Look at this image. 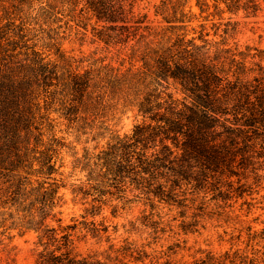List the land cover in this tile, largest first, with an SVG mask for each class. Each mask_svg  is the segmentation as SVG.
Listing matches in <instances>:
<instances>
[{"label":"trees","instance_id":"16d2710c","mask_svg":"<svg viewBox=\"0 0 264 264\" xmlns=\"http://www.w3.org/2000/svg\"><path fill=\"white\" fill-rule=\"evenodd\" d=\"M188 1L0 0V180L10 183L6 196L11 203L33 184L34 175L45 177L35 179L40 204L23 208L31 218L21 224L37 231V244L44 245L35 264H96L74 252L71 225H63L61 218L57 227L47 223L56 217L52 211L62 185L55 177L48 179L58 170L55 157L65 145L54 132L52 111L70 124H83L104 113L109 99L118 98L142 116L130 133L112 131L107 149L95 156L91 180L76 185L75 194L88 197L92 189L111 182L123 187L129 180L153 209L159 201L185 213L193 208L205 213L209 194L226 200L246 191L234 185L241 179L264 183V48L231 43L228 35L237 23L228 22L220 39L209 38L204 24L198 35H190L188 25L196 14L186 10ZM196 4L201 13L211 8L208 0ZM212 6L219 18L225 12L257 15L263 9L261 0H213ZM67 9L68 23L81 22L85 14L95 19L97 38L112 53L110 62L108 54L66 56L58 33L45 36L47 45L56 47V58L30 42V34L36 35L33 20L52 30ZM220 25L214 22L215 34ZM46 130L52 133L48 146ZM3 191L0 187V202ZM247 229L246 248L233 253L210 250L193 261L169 257L158 263L264 264V225ZM144 246L135 242L126 256L158 264L152 257L146 261Z\"/></svg>","mask_w":264,"mask_h":264},{"label":"rangeland","instance_id":"374dc122","mask_svg":"<svg viewBox=\"0 0 264 264\" xmlns=\"http://www.w3.org/2000/svg\"><path fill=\"white\" fill-rule=\"evenodd\" d=\"M208 1L211 8L203 13L196 4L197 0L188 1L186 10L191 8L196 14L188 25L190 35H198L202 29L201 24H204V32L209 33V38L220 39L228 22L231 25L237 23L236 30L233 29L228 35L231 43L264 48V0H261L263 9L257 15L246 16L244 11L237 15L225 12L223 18L213 15V0ZM221 7H224V3ZM34 11L35 16L36 10ZM62 12L64 14H59L61 20L51 26L52 30L50 26L41 27L33 20L36 35L30 34V42H38L45 54L56 58V47L48 46L50 39L45 36L48 32L52 36L58 33L60 38L57 42L66 56L78 58L89 54H108L106 62H110L112 53L107 52L104 42L97 38L100 26L96 28L95 19L85 14L81 22L68 23L65 15L70 13L69 10ZM150 15L154 17L152 10ZM20 21L21 19L17 20L18 23ZM214 22L221 23L218 34H215ZM193 27L197 32L192 30ZM112 49L116 51L115 48ZM112 63L118 65L119 61L114 60ZM82 66L85 68L88 63L85 62ZM173 86L171 90H175ZM176 95L181 96L179 93ZM50 115L54 117L51 120L55 125L54 132L65 145L55 157L58 170L48 179L52 182L55 177L62 185L59 189L61 198L52 211L56 217H49L47 223L57 227V219L61 218L63 225H71L69 231L75 241L74 252L89 256L96 264L98 260L104 264H141L138 259L126 256L135 242L145 244L141 253L148 256L146 261L152 257L157 263L164 262L169 257L177 262L193 261L205 256L210 250L218 254L227 250L233 253L238 247L246 248L248 226L252 225L256 229L264 225L261 222L264 219V183L262 186L247 184V179L234 183L236 188L237 185H242L246 190L242 195L234 193L226 200H219L213 193L209 194L205 213L198 208L185 213L177 206L159 201L153 209L147 195L132 190L129 180L123 187L118 186L117 182H111V185L101 186L98 190L92 189L88 197H84L82 193H73L72 189L76 185L89 183L91 180L90 170L97 161L95 156L107 149L112 131L120 135L130 133L142 116L132 106H126L123 99L118 98L109 99L104 113L96 120L88 119L83 124H70L56 111H52ZM51 137L52 133L46 130L43 138L47 146ZM47 146H41L40 149ZM37 154L42 155V158L44 156L40 151ZM35 167H39V163L36 162ZM36 178L39 181L45 179L44 176L34 175L33 184L25 186L21 195L11 203L7 202L6 196L10 183L0 180V187L4 190L0 202V264H35L39 251L44 249V245L37 244L38 232L33 229L25 230L21 226L31 218L28 216V209H31L32 203L40 204L38 198L41 197L37 195L40 193V184ZM14 202L15 205H12ZM23 208L28 209L24 211ZM153 220H158V224ZM152 225L157 226L158 232ZM134 255L139 256V253L135 252Z\"/></svg>","mask_w":264,"mask_h":264}]
</instances>
